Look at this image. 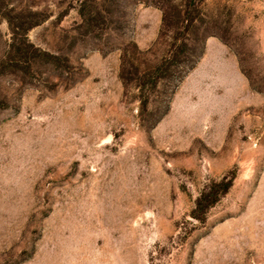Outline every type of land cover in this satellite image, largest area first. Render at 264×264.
<instances>
[{"label":"rangeland","instance_id":"obj_1","mask_svg":"<svg viewBox=\"0 0 264 264\" xmlns=\"http://www.w3.org/2000/svg\"><path fill=\"white\" fill-rule=\"evenodd\" d=\"M82 1L0 0V264H264V0Z\"/></svg>","mask_w":264,"mask_h":264},{"label":"trees","instance_id":"obj_2","mask_svg":"<svg viewBox=\"0 0 264 264\" xmlns=\"http://www.w3.org/2000/svg\"><path fill=\"white\" fill-rule=\"evenodd\" d=\"M194 3L195 2L193 0H184V10L180 11L178 8L172 6L171 1L169 0V2L166 3V10L165 8H159L162 12V25L164 27L166 26L168 29H176L177 32L182 30L183 33L187 34L189 28H191L197 22L196 20L199 19L200 4L196 5ZM187 8L189 9V11H187ZM78 12L79 15L84 19V23L86 24L88 29H93L94 27H96V25L103 23V19L96 11L95 5L91 4V0H83L79 6ZM43 21L44 20H38L30 24H18V28L16 29H20L22 31L23 44H26L27 41L26 32L29 29L39 25ZM220 41H222V43L224 44L226 43L224 42V40L220 39ZM189 45L190 44L188 43V40L184 38V36H182L178 44H174V46H171L172 49L170 51V57L160 62L151 72L150 76L153 78V86L157 84L158 80L163 79L167 76V71L171 65H173L174 63L176 65H180L187 61V57L192 54L191 46ZM12 48L16 56H18L20 59H27L29 57V52L25 50V48L17 46ZM26 48H30V45L26 44ZM42 54L48 58H52V56L50 55L44 53ZM185 57L186 59H184ZM197 58L195 59V61L197 60ZM181 59H183V61H180ZM195 61L187 68V70L192 69ZM234 178L235 172H231L217 181L210 182L209 185H207L206 188H204V190L198 196L195 202L194 210L192 212V217L198 222L205 221L208 210L219 201L222 195H225L229 191L233 184Z\"/></svg>","mask_w":264,"mask_h":264}]
</instances>
